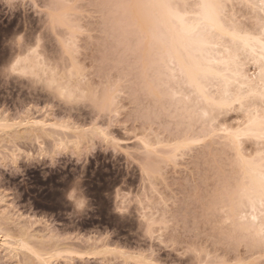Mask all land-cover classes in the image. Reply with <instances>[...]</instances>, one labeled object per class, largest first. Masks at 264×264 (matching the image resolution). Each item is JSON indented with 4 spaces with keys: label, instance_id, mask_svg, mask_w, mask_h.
Instances as JSON below:
<instances>
[{
    "label": "rangeland",
    "instance_id": "obj_1",
    "mask_svg": "<svg viewBox=\"0 0 264 264\" xmlns=\"http://www.w3.org/2000/svg\"><path fill=\"white\" fill-rule=\"evenodd\" d=\"M127 3L149 2L61 0L51 10L45 0L0 2V240L15 250L0 247V264H264V215L261 229L250 217L264 210L240 193L246 162L264 143L228 135L243 110L205 109L165 54L157 63L158 15L119 6ZM229 3L242 27L264 26L256 6ZM18 55L91 103L68 104L9 75ZM245 69L256 73L251 62ZM254 103L264 111L262 97ZM77 177L88 199L78 214L67 199Z\"/></svg>",
    "mask_w": 264,
    "mask_h": 264
},
{
    "label": "bare ground",
    "instance_id": "obj_2",
    "mask_svg": "<svg viewBox=\"0 0 264 264\" xmlns=\"http://www.w3.org/2000/svg\"><path fill=\"white\" fill-rule=\"evenodd\" d=\"M167 1L168 0H147V2L153 4V6L145 7L146 10L149 8L148 10L152 9L155 11L154 13L156 16L158 15L157 17L159 19V23L157 24L159 27L156 26V29L160 27L162 29L155 30L156 33L159 31L161 32H159V35L158 33L155 34L157 41L156 47H154L157 49V53H162L160 56L157 54L158 57H160L158 58L160 61L156 59L158 61L157 63L161 64L162 60L164 62L168 60L169 64L167 62L168 65L165 64V67L169 66V71L172 73L174 71V74L177 72L179 73V75L178 73L177 75L181 76V79H183L179 82H185L191 89L196 99L199 98L198 100H203V103L205 102V109L210 108L217 111H226L233 107L242 109L244 114H246L244 115L245 119L234 124L233 126H225L223 129L228 133V135L230 134L233 136V138L235 137L234 139L237 140L240 139V136H245L247 134L252 135L254 139L256 138L258 140L260 133L259 121L261 118H264V111L258 110L254 101L259 97H262V94H264V26H261L260 29L256 31L252 29L251 31L249 28L247 29L246 26L242 27V25H240L237 21L233 20L232 15H234V13L232 14V10L230 11V0L229 2H227L228 0H219V2L224 5V7L220 10L221 24L228 32H235L239 36L247 38L246 43L239 40L234 41L231 36L225 35L223 32L211 28L206 29L204 24L203 10L197 6L202 2V0H192L190 3L187 2L189 4L188 6H186L187 4L181 5L183 4L184 0H176L179 1V3H177L175 0H169V2L171 1L173 4L171 2L168 4ZM243 1L252 4V6H256L264 13V0ZM142 12L143 10L138 11L133 15L137 16L143 14ZM164 54L167 57L165 58L166 60L162 59L165 57ZM247 62H251L255 66V74H249L245 69ZM161 66L164 65L162 64ZM174 74H172V76L170 75V77L172 78ZM177 79H180V77ZM235 103H237V106H235ZM199 104L197 106L200 107ZM207 105L210 107H207ZM192 107L195 106L192 105ZM203 112H205L204 109ZM202 115L205 116L206 114ZM250 116L252 117L251 124L249 120ZM33 123L37 122L33 121L32 119H26V124L29 125ZM104 134L106 133L104 132ZM236 142L239 144L238 141ZM238 146L239 145H237V148H239ZM238 152L241 151L238 150ZM240 157L246 160L242 153ZM256 157L257 159L255 161H248L249 163L246 162L245 168L243 165L244 174L242 173V175L245 177L244 180L247 179L246 181L248 182L247 185H242L244 192H241L240 190L239 191L243 194V197L245 196L244 199L248 197L247 200H249L250 198L251 201L259 203V206H261L260 208L264 210V200H262L260 189V173L261 170L264 169V151L263 153H259V155ZM235 200L238 201L239 199H234L233 201ZM255 204L253 205L254 207ZM257 205L258 204H256V206ZM253 206L251 205L252 208ZM233 207L234 206L231 208ZM260 212L261 211H259L257 215L255 214L256 210H253L252 214L250 212V217H253L255 220L253 223L255 224L256 221L259 222L256 223L257 226L254 225L259 229L263 227L264 223H262V221H258L261 220L258 218H262L264 215L263 213L262 216L258 217ZM241 218H243V216H241ZM253 218H251V220H253ZM250 223L252 225V222ZM260 223L262 224V227ZM8 241L5 239L0 240V247H3V249L1 248L2 250H8V252L10 249L13 251V241H10L12 244ZM25 242L21 239V244L20 242H16L15 244L19 243L20 246H18L20 248L28 250L29 247L27 242Z\"/></svg>",
    "mask_w": 264,
    "mask_h": 264
},
{
    "label": "clouds",
    "instance_id": "obj_3",
    "mask_svg": "<svg viewBox=\"0 0 264 264\" xmlns=\"http://www.w3.org/2000/svg\"><path fill=\"white\" fill-rule=\"evenodd\" d=\"M0 2L8 5H16L19 3H23L24 0H0ZM60 6H61V0H45V8L49 10L58 8ZM14 68L15 70H13ZM21 68H23L24 71H20L19 69ZM5 71L9 75H15L21 78H26L36 84H43L59 99L63 100L68 104H80L82 102L91 103L92 97L90 93L86 92L85 94L82 95L78 91L73 94H69L66 91H62V84L59 81V79L49 81L45 77L38 76L34 71L30 70L29 62L23 59L22 57H20L19 55L12 61V63L5 69ZM74 84L77 87H83L86 89H90L91 87L90 82L87 79L80 80L79 78H77L76 81H74ZM69 151L72 153L71 150ZM86 155H79V156L73 155V156L77 158H81ZM80 180L81 178L77 177L72 187L67 193V199L73 205V212L77 214L84 212L88 208V199L83 194V190L80 188Z\"/></svg>",
    "mask_w": 264,
    "mask_h": 264
},
{
    "label": "snow or ice",
    "instance_id": "obj_4",
    "mask_svg": "<svg viewBox=\"0 0 264 264\" xmlns=\"http://www.w3.org/2000/svg\"><path fill=\"white\" fill-rule=\"evenodd\" d=\"M123 8H139V7H150L153 6L151 3H127L119 5ZM167 6V5H164ZM199 8L203 10L204 13V24L206 29L211 28L220 32H223L225 35L231 36L232 39L244 41L246 43L247 38L243 36H239L235 32H228L224 26L221 24V15L220 10L224 7L219 0H202L200 4L197 5ZM262 99H264V94H262ZM250 124L252 121V117H249ZM259 139L262 143H264V118H261L259 121ZM260 189H261V197L264 200V169L261 170L260 173ZM260 236L264 239V228L260 231Z\"/></svg>",
    "mask_w": 264,
    "mask_h": 264
}]
</instances>
